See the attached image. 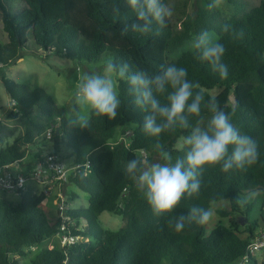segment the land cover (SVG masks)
<instances>
[{
    "label": "trees",
    "instance_id": "1",
    "mask_svg": "<svg viewBox=\"0 0 264 264\" xmlns=\"http://www.w3.org/2000/svg\"><path fill=\"white\" fill-rule=\"evenodd\" d=\"M177 1L174 18L168 19L159 36L131 30L121 36L124 23L136 21L127 0H0L2 28L7 35V41L0 42V69L15 64L30 44L35 45L36 54L54 52L88 62L109 53L117 64L127 62L133 70L149 74L159 72L161 65L184 67L188 79L199 83L205 99L215 96L226 112H231L229 96L233 94L237 107L232 122L257 142L258 162L247 171L230 173H223L219 166H206L198 196L182 198L174 213L154 216L125 174L127 162L141 156V151L150 160L158 154L156 139L142 129L145 113L132 103L125 81L117 83L121 105L116 118L93 116L90 128L80 129L69 126L65 109L50 93L17 83L1 69L0 80L14 102L6 116H20L24 129L11 143L0 145V170L26 165L32 171L48 153L58 154L62 162L69 158V172L61 185L72 184L85 192L88 205L67 207L63 215L68 220L64 222L60 216L48 217L43 191L27 187L16 193L17 203L0 193V264H21L16 257L26 256L31 247L57 233L68 237L62 247L42 248L29 264H161L162 259L170 264H236L251 240L264 230V191L243 207L236 202L250 191L264 190V0L250 6L243 0H226L240 11L230 18L219 8L209 9L211 0L196 6L193 13L186 11L189 0ZM226 24L237 32L242 29L243 37L234 39L223 31ZM203 30L215 32L217 42L225 46L226 79L207 62L196 59L192 50L178 57L170 55ZM120 131L127 136L115 141ZM189 131L161 135L160 143L174 159L184 154L176 147L177 139ZM77 197L76 192H70L69 200ZM221 199L228 201L226 209L218 210L229 216L226 225L216 224L207 232V225L193 224L179 233L169 226L173 216L186 214L193 206L209 207ZM104 211L121 216L124 225L115 231L104 229L99 222ZM262 252L264 255V249ZM250 263L259 264L254 256L246 264Z\"/></svg>",
    "mask_w": 264,
    "mask_h": 264
},
{
    "label": "clouds",
    "instance_id": "2",
    "mask_svg": "<svg viewBox=\"0 0 264 264\" xmlns=\"http://www.w3.org/2000/svg\"><path fill=\"white\" fill-rule=\"evenodd\" d=\"M225 2L211 0L208 8L218 9ZM127 3L136 21L130 25L125 22L121 36L129 30L159 36L174 14L173 7L165 0H127ZM223 31L230 32L234 39L244 35L242 29L237 32L227 24ZM189 46L193 56L207 62L221 79L228 77L227 65L223 63L225 46L209 31H201ZM117 79L127 83L132 103L145 113L143 132L156 139L154 150L158 152V159L153 161L142 155L129 160L125 166L126 176L143 194L154 216L174 213L182 198L198 196L200 176L206 166H219L223 173H230L247 171L258 162L257 142L232 122L237 107L235 98L231 112L224 111L215 96L205 99L199 83L188 79L186 68L175 64L161 65L159 72L149 74L145 70H133L127 62L117 64L109 58L102 69L81 74L72 101L67 105L65 119L69 126L89 129L93 116L115 119L121 105L115 84ZM178 130L190 131L178 146L183 156L174 159L164 150L160 137ZM261 191L264 190L250 191L236 202L243 207ZM214 214V206H193L186 214L173 216L168 223L179 233L186 226L209 224Z\"/></svg>",
    "mask_w": 264,
    "mask_h": 264
},
{
    "label": "rangeland",
    "instance_id": "3",
    "mask_svg": "<svg viewBox=\"0 0 264 264\" xmlns=\"http://www.w3.org/2000/svg\"><path fill=\"white\" fill-rule=\"evenodd\" d=\"M248 6L258 4L261 0H243ZM20 0H12V3H19ZM177 0H166V3L172 7L177 3ZM186 6V11L188 13H193L196 6H204L206 0H189ZM222 15L225 18H230L234 15L240 13V11L232 4L225 2L224 6L219 8ZM2 13L0 11V42L5 43L7 41V35L2 28ZM174 18V17H172ZM215 39L218 38L217 34L210 31ZM194 38L191 36L189 39L185 40L181 47L176 49L171 53V57H178L183 51L192 50L190 48V42ZM34 44H30L29 48L22 50V58H20L15 64L8 67H4L2 71L5 75L17 83L27 84L32 88H42L52 95L57 105L62 106L65 109L67 115V105L72 101L73 94L75 91L76 84L78 83L79 77L85 72H93L102 69L103 63L111 58L112 55L109 53H103L100 57L92 62L84 60H72L64 57L61 54L54 52L47 53L46 56L40 55V53H33ZM36 48V47H34ZM39 52L40 49L38 50ZM43 54V53H42ZM0 69V71H1ZM22 81V82H21ZM118 79L115 80L117 89ZM118 91V90H117ZM212 94L217 93V90H212ZM14 102L10 99L6 93L3 84L0 80V145L11 143V141L20 133L23 132L24 124L20 116L14 118H7L6 113L13 109ZM126 133L122 134L121 131L115 137V141H124ZM182 138H178L176 142V147L178 148L181 143ZM158 159V154H154L151 160L155 161ZM69 158L63 159V164L66 169V174L69 172ZM22 166V165H21ZM33 184L32 181H29ZM52 187L50 195H47L46 201L44 202V209L50 219H54L59 216L58 210V199L59 195L63 194V200L67 202L71 208L87 207V194L76 186L69 184L68 189L63 188V186ZM66 187V186H65ZM33 190L39 192L40 188L37 186ZM72 190L78 194V197L69 200L70 191ZM6 199L17 203L19 196L16 193H6L3 194ZM68 204L67 207H68ZM214 206L215 214L212 221L207 224L206 231L209 232L211 228L216 224L226 225L228 223L229 216L221 215L218 210L226 209L228 207V201L226 199H221L214 201L210 204ZM209 206V207H210ZM254 212H251L253 215ZM243 221V220H242ZM100 225L107 230L115 231L122 227L125 223L124 219L119 215H114L109 212H102L99 216ZM84 224V222H83ZM82 225V223L80 224ZM63 234L57 233L43 241L42 244L31 249L26 256L16 257L19 263L29 264L31 259L35 257L37 252L42 248H61L65 240L62 239ZM67 241V240H66ZM256 257L258 263L264 262V255L262 250L256 252ZM161 264H170L167 259H162Z\"/></svg>",
    "mask_w": 264,
    "mask_h": 264
},
{
    "label": "built area",
    "instance_id": "4",
    "mask_svg": "<svg viewBox=\"0 0 264 264\" xmlns=\"http://www.w3.org/2000/svg\"><path fill=\"white\" fill-rule=\"evenodd\" d=\"M50 128L46 131V137H50ZM145 155L144 151H141V156ZM88 162L85 163V168H88ZM76 168V166L74 167ZM48 173L49 177L46 178L45 174ZM30 177L37 182H48L49 184H55V186H61L67 178L66 169L63 162L59 159L58 154L48 153L42 159L38 160L30 173ZM26 176L17 171V169L8 167L0 170V193H17L19 191H25L27 189ZM46 195H50L52 188L46 186L42 190ZM63 194L59 195L58 210L61 219L66 222L68 218L64 217L63 212L67 209V205L63 200ZM60 230L64 231V227ZM62 239L66 241L68 237L63 234ZM34 249V247H31ZM264 249V230L260 231L248 244L246 253L240 258L236 264H246L250 258Z\"/></svg>",
    "mask_w": 264,
    "mask_h": 264
},
{
    "label": "crops",
    "instance_id": "5",
    "mask_svg": "<svg viewBox=\"0 0 264 264\" xmlns=\"http://www.w3.org/2000/svg\"><path fill=\"white\" fill-rule=\"evenodd\" d=\"M14 168L17 169V171H19V172H21V173H23V174L26 175V178H27V179H26V185H27V187H28L29 189H32V190H33V188H35V187L38 186V187L40 188V191H39V192H41V191L43 190V188L46 187V186H49V187H51V188L54 187L53 184H49L48 182H45V180H44L43 182H37V181L33 180V179L30 177L31 168L28 169L26 165L15 166ZM73 168H74V167H71V169H73ZM45 177L48 178V177H49V174L46 173V174H45ZM29 181H32L33 184H30ZM65 188L68 189V186H66ZM33 191H35V190H33ZM69 191H70V192H74V191H72V190H69ZM35 192H37V191H35ZM52 192H53V191H52ZM68 207H70L69 204H68ZM254 259L258 262V259H257L256 255H254ZM250 264H252V263H250Z\"/></svg>",
    "mask_w": 264,
    "mask_h": 264
},
{
    "label": "water",
    "instance_id": "6",
    "mask_svg": "<svg viewBox=\"0 0 264 264\" xmlns=\"http://www.w3.org/2000/svg\"><path fill=\"white\" fill-rule=\"evenodd\" d=\"M233 98H234V96H233V94H231V95L229 96V100H230L231 104H232ZM235 102H236V100H235ZM241 222H245V221L243 220V221H241Z\"/></svg>",
    "mask_w": 264,
    "mask_h": 264
}]
</instances>
